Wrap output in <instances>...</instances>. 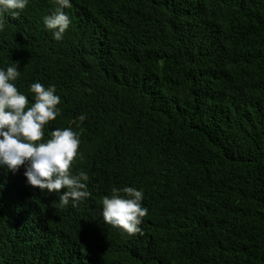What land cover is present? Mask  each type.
I'll list each match as a JSON object with an SVG mask.
<instances>
[{"label": "trees", "instance_id": "trees-1", "mask_svg": "<svg viewBox=\"0 0 264 264\" xmlns=\"http://www.w3.org/2000/svg\"><path fill=\"white\" fill-rule=\"evenodd\" d=\"M54 8L6 14L0 67L30 104L56 86L43 139L79 133L91 196L57 207L0 165V264H264V0H72L60 41ZM126 185L148 209L131 237L101 216Z\"/></svg>", "mask_w": 264, "mask_h": 264}, {"label": "clouds", "instance_id": "clouds-1", "mask_svg": "<svg viewBox=\"0 0 264 264\" xmlns=\"http://www.w3.org/2000/svg\"><path fill=\"white\" fill-rule=\"evenodd\" d=\"M29 2L0 0V31L6 27V14L18 17ZM53 3L55 8L43 17V24L53 39L60 41L72 23L65 12L72 7V0H53ZM20 76L18 64L0 67V165L12 172L23 167L27 184L38 187L45 195L55 193L57 207L64 208L70 203L77 207L91 196L88 173L72 171L75 159L80 156V135L71 127L56 128L45 141V126L61 114L58 106L61 97L56 94L54 84L45 87L37 81L29 85L33 99L30 104L15 84ZM77 119L82 123L86 116L81 114ZM143 198V189L113 186L110 195L100 201L104 224L129 237L142 234L140 225L148 214Z\"/></svg>", "mask_w": 264, "mask_h": 264}]
</instances>
